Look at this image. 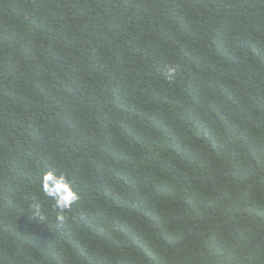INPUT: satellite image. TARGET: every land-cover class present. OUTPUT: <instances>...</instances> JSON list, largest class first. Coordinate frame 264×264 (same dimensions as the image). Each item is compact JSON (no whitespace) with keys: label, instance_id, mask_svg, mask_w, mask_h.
Returning <instances> with one entry per match:
<instances>
[{"label":"trees","instance_id":"16d2710c","mask_svg":"<svg viewBox=\"0 0 264 264\" xmlns=\"http://www.w3.org/2000/svg\"><path fill=\"white\" fill-rule=\"evenodd\" d=\"M0 264H264V0H0Z\"/></svg>","mask_w":264,"mask_h":264},{"label":"clouds","instance_id":"9594fccd","mask_svg":"<svg viewBox=\"0 0 264 264\" xmlns=\"http://www.w3.org/2000/svg\"><path fill=\"white\" fill-rule=\"evenodd\" d=\"M173 71L175 70L173 69ZM41 191L45 196L55 201V208L57 209L56 220L63 223L66 219L64 212L70 210L79 199L78 192L64 174H57L55 171H48L42 175ZM35 215L43 219L38 206L35 207Z\"/></svg>","mask_w":264,"mask_h":264}]
</instances>
